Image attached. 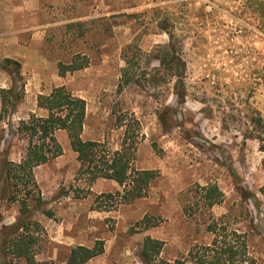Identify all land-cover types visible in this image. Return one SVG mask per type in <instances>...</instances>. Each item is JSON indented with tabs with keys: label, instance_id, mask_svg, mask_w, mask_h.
Masks as SVG:
<instances>
[{
	"label": "rangeland",
	"instance_id": "rangeland-1",
	"mask_svg": "<svg viewBox=\"0 0 264 264\" xmlns=\"http://www.w3.org/2000/svg\"><path fill=\"white\" fill-rule=\"evenodd\" d=\"M0 10L9 15L0 36V90L13 85L5 59L20 63L17 90L24 86L14 115L0 119V231L20 218L2 171L5 159L20 163L26 154L18 124L46 116L38 97L64 86L86 101V141L114 152L137 121L132 168L158 176L145 198L126 203L116 182L77 178V155L66 132H57L60 149L34 170L43 200L40 210L31 203L30 223L40 228L30 230L42 238L38 260L64 262L71 249L100 241L104 254L91 264H144L150 237L162 243L158 260L196 264L191 252L212 243L208 227L217 222L244 238L249 256L264 264V131L250 122L257 113L264 119V21L255 0H0ZM164 28L186 62L180 106L155 59L169 42ZM124 53L138 81L127 88ZM75 60L88 65L60 76L59 64ZM166 108L169 131L158 119ZM209 186L220 193L213 206Z\"/></svg>",
	"mask_w": 264,
	"mask_h": 264
},
{
	"label": "trees",
	"instance_id": "trees-1",
	"mask_svg": "<svg viewBox=\"0 0 264 264\" xmlns=\"http://www.w3.org/2000/svg\"><path fill=\"white\" fill-rule=\"evenodd\" d=\"M255 2L258 14L264 21V0H255ZM164 31L169 37V42L160 48V55L155 59L159 64L158 71L166 75L173 83L174 95L178 106H180L185 103L187 96L186 62L180 56L181 48L178 46L173 32L167 28H164ZM123 57L125 67L121 70V87L127 88L132 84H138V81L134 79V61L127 57L126 53ZM87 65L88 62L81 64L76 60L69 66L60 63L59 74L65 76L69 72L82 70ZM2 66L8 70L13 79L11 88L0 90V119L4 120L16 112L18 104L23 99L24 86H21L20 91L17 90L16 77L19 78L21 73L19 62L5 59ZM262 71L264 73V65ZM154 84H157L156 79ZM37 105L39 109L47 112V116L40 117L33 114L28 120L20 121L16 130L20 140L27 144L25 156L20 163L5 159L2 164L6 182L5 189L13 192L8 201L20 205V218L13 225L4 227L0 231V264H86L104 253L102 242H97L93 249L85 247L71 249L66 263L52 260L41 261L37 259L39 255L37 248L41 244L42 238L30 230L31 225L40 228L39 223H34V221L30 223L31 203H34L39 210L43 205L34 170L47 164L60 149L56 133L66 132L70 147L77 155L80 164L77 178L84 177L89 184L100 179L116 182L122 188L121 198L126 203L145 198L151 183L158 175L156 171L132 168L133 156L141 136V129L137 121L135 122L137 129L132 133H129L128 129L125 130L120 148L111 152L101 142L83 139L87 104L84 99L75 96L66 87H57L52 90L50 95L39 96ZM171 113L172 110L166 108L158 116L159 122L165 130L171 129L166 118ZM120 121L123 122L121 119ZM250 122L264 131V119L260 113L251 118ZM255 139L262 142L260 135ZM231 173L234 177L236 176L233 170ZM22 191L24 196L18 199L17 196ZM35 191L39 193L40 197H35ZM206 191L209 206L220 202L218 197L220 193L216 187L209 186ZM45 214L49 218L53 216L49 211ZM208 230L213 235L212 243L198 248L196 253L191 252L190 256L196 264H256L248 254L247 242L244 238L234 231L228 232L217 222L209 225ZM161 252L162 243L148 237L142 246L141 260L144 264H171L158 260ZM174 264L184 263L176 261Z\"/></svg>",
	"mask_w": 264,
	"mask_h": 264
},
{
	"label": "crops",
	"instance_id": "crops-1",
	"mask_svg": "<svg viewBox=\"0 0 264 264\" xmlns=\"http://www.w3.org/2000/svg\"><path fill=\"white\" fill-rule=\"evenodd\" d=\"M8 13H6L5 11H1L0 10V36L3 35V34H6L8 32ZM52 92V91H51ZM50 95V94H48ZM48 95H42V96H48ZM41 96V95H40ZM37 108H38V105H37ZM39 109V108H38ZM42 110V109H41ZM44 112H46L45 110H43ZM47 114V112H46ZM47 116V115H46ZM46 116H40V117H46ZM61 132V131H59ZM104 254V253H103ZM98 257V256H97ZM95 259V258H94ZM90 260L88 263L86 264H91L93 262V260ZM63 263H66V260L63 262Z\"/></svg>",
	"mask_w": 264,
	"mask_h": 264
}]
</instances>
